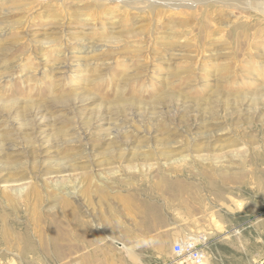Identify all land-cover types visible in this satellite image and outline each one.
Returning <instances> with one entry per match:
<instances>
[{
  "label": "rangeland",
  "instance_id": "374dc122",
  "mask_svg": "<svg viewBox=\"0 0 264 264\" xmlns=\"http://www.w3.org/2000/svg\"><path fill=\"white\" fill-rule=\"evenodd\" d=\"M264 255V0H0V264Z\"/></svg>",
  "mask_w": 264,
  "mask_h": 264
},
{
  "label": "built area",
  "instance_id": "2783aa9c",
  "mask_svg": "<svg viewBox=\"0 0 264 264\" xmlns=\"http://www.w3.org/2000/svg\"><path fill=\"white\" fill-rule=\"evenodd\" d=\"M209 237L198 233H187L173 242L170 264H204L207 257Z\"/></svg>",
  "mask_w": 264,
  "mask_h": 264
},
{
  "label": "crops",
  "instance_id": "0c3cea01",
  "mask_svg": "<svg viewBox=\"0 0 264 264\" xmlns=\"http://www.w3.org/2000/svg\"><path fill=\"white\" fill-rule=\"evenodd\" d=\"M259 263L260 264H264V255L259 256ZM204 264H206V260H205V263Z\"/></svg>",
  "mask_w": 264,
  "mask_h": 264
}]
</instances>
